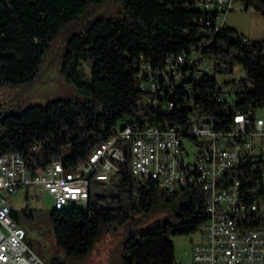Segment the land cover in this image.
I'll use <instances>...</instances> for the list:
<instances>
[{
	"label": "trees",
	"instance_id": "16d2710c",
	"mask_svg": "<svg viewBox=\"0 0 264 264\" xmlns=\"http://www.w3.org/2000/svg\"><path fill=\"white\" fill-rule=\"evenodd\" d=\"M106 1L0 0V88L31 84L63 30ZM198 1L120 0L118 16H100L73 34L63 56V75L76 94L4 115L0 157L21 152L31 170L54 160L72 166L126 119L177 126L187 125L190 114L198 112L211 117L215 129L228 130L238 113L264 107V40H250L227 25L216 31L218 14L201 10ZM244 5L264 16V0H245ZM194 50L214 62L215 77L189 66L181 83L161 87L163 96L140 88L137 75L142 63L163 68L168 56ZM238 67L245 78L219 83L218 76H233ZM155 99L161 102L157 107ZM166 102L174 108L163 109ZM35 145L39 150H32ZM125 151L129 157L127 147ZM119 167L109 182L91 181L87 206L74 204L49 213L57 246L65 256L52 257L50 264L85 260L114 226L136 225L137 215L162 206L171 210V219L129 230L115 264H176L172 236L195 233L209 219V193L203 187L168 194L154 181L139 185L129 163ZM234 175L243 180L242 191L251 200L247 189L260 179L259 169L241 168ZM13 216L24 227L34 219V210L14 209Z\"/></svg>",
	"mask_w": 264,
	"mask_h": 264
},
{
	"label": "built area",
	"instance_id": "2783aa9c",
	"mask_svg": "<svg viewBox=\"0 0 264 264\" xmlns=\"http://www.w3.org/2000/svg\"><path fill=\"white\" fill-rule=\"evenodd\" d=\"M238 1L245 0H199L198 6L218 14L213 24L217 31L225 25L228 13L236 10ZM211 24L206 22L207 26ZM189 66L216 76L214 62L194 50L168 56L163 68L142 63L137 80L142 90L163 96L161 87L181 83ZM223 79L218 76L220 84ZM225 92L231 98L229 89ZM152 103L155 107L161 104L158 99ZM162 107L169 111L174 104L166 102ZM214 126L211 117L198 112L190 114L187 125L177 126H150L145 118L141 122L138 118L126 119L109 139L97 143L86 158L72 166L54 160L31 170L23 153L2 155L0 264H44L27 243V232L14 218L8 196H28L35 187L53 199L54 210L74 204L85 207L90 200L91 181L109 182L120 171L119 164L126 163L139 185L154 181L168 194L191 186L208 191L210 217L199 227L204 241L193 246L190 264H264V120L257 117L255 110H249L238 113L228 130ZM185 141L194 147L193 163L186 162ZM120 142L124 143L122 147ZM39 148L35 145L32 150ZM246 167H257L261 176L247 189L253 195L251 200L242 191L243 180L234 175ZM253 221L258 223L253 225Z\"/></svg>",
	"mask_w": 264,
	"mask_h": 264
},
{
	"label": "rangeland",
	"instance_id": "374dc122",
	"mask_svg": "<svg viewBox=\"0 0 264 264\" xmlns=\"http://www.w3.org/2000/svg\"><path fill=\"white\" fill-rule=\"evenodd\" d=\"M242 5L243 2H236V10L231 11L226 16V25L250 40H264V16L254 7L247 9L245 5ZM121 9L120 0H107L101 6L91 7L82 17L67 26L52 44L38 76L31 84L0 88V119L7 113H17L30 104L45 106L54 99L74 96L76 94L75 89L67 83L63 75V56L69 38L75 33L84 31L89 22L100 16H118ZM85 70L89 73L88 68ZM245 76V72L238 67L233 76L220 77L240 80ZM256 115L264 120V107L257 108ZM185 144L186 162L193 163L194 147L188 141H185ZM8 197L16 211L25 208L34 210V219L24 223V227L28 231L29 239L35 243V252L42 258L44 264H50L52 257L64 258V253L57 246L49 219V213L54 206L53 199L35 187L31 188L28 196L18 194ZM21 214L24 218L23 213ZM171 217V210L163 206L148 214L137 215L135 217V222H138L136 225L128 223L124 226H114L111 232L99 240L85 260L75 263L68 261V263L115 264L120 258L123 242L129 230L143 228L153 222L166 218L171 219ZM172 240L175 245L176 264H190L192 248L204 241V235L198 230L191 234L172 236Z\"/></svg>",
	"mask_w": 264,
	"mask_h": 264
},
{
	"label": "crops",
	"instance_id": "0c3cea01",
	"mask_svg": "<svg viewBox=\"0 0 264 264\" xmlns=\"http://www.w3.org/2000/svg\"><path fill=\"white\" fill-rule=\"evenodd\" d=\"M243 5H244V2H243ZM243 5H242V6H243ZM242 9H243V7H242ZM225 25H226V23H225Z\"/></svg>",
	"mask_w": 264,
	"mask_h": 264
}]
</instances>
